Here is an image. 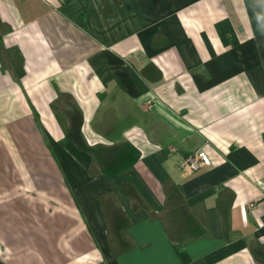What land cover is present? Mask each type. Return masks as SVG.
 <instances>
[{"label":"crops","instance_id":"obj_1","mask_svg":"<svg viewBox=\"0 0 264 264\" xmlns=\"http://www.w3.org/2000/svg\"><path fill=\"white\" fill-rule=\"evenodd\" d=\"M0 264H264V0H0Z\"/></svg>","mask_w":264,"mask_h":264},{"label":"built area","instance_id":"obj_2","mask_svg":"<svg viewBox=\"0 0 264 264\" xmlns=\"http://www.w3.org/2000/svg\"><path fill=\"white\" fill-rule=\"evenodd\" d=\"M212 160L204 149L187 155L183 160V166L192 170H198L203 166H211Z\"/></svg>","mask_w":264,"mask_h":264},{"label":"rangeland","instance_id":"obj_3","mask_svg":"<svg viewBox=\"0 0 264 264\" xmlns=\"http://www.w3.org/2000/svg\"><path fill=\"white\" fill-rule=\"evenodd\" d=\"M17 81H19V80H17ZM57 162H58V160H57ZM59 163V162H58ZM59 165V164H58Z\"/></svg>","mask_w":264,"mask_h":264}]
</instances>
